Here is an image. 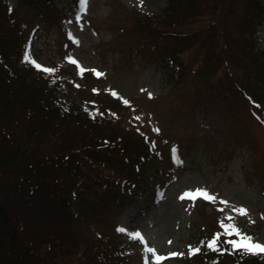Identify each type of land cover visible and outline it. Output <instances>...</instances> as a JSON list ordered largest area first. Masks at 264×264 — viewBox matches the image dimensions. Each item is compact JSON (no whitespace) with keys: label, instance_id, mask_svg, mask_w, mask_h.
Instances as JSON below:
<instances>
[{"label":"rangeland","instance_id":"rangeland-1","mask_svg":"<svg viewBox=\"0 0 264 264\" xmlns=\"http://www.w3.org/2000/svg\"><path fill=\"white\" fill-rule=\"evenodd\" d=\"M3 1L0 20L25 26L31 58L65 75L73 99L123 115L109 130L115 139L106 133L101 149L116 152L109 164L119 184L130 180L128 175L135 183H125L118 203L77 206L72 239L87 240L112 264H153L146 248L162 256L183 254L163 264H234L236 252L223 241L236 237L223 236L220 227L231 215L242 233L264 244V25L254 37L255 54L239 28L240 0H221L218 29L200 36L180 57L176 52L179 69L165 62L166 44L173 39L142 26L147 14L164 12L167 0H89L83 14L79 0ZM171 12L182 19L185 9L176 6ZM69 57L85 69L82 74L67 62ZM92 69L103 75L97 77ZM7 153L2 150L0 157ZM196 189H206L216 202L180 199ZM7 199L13 221L29 225L24 238L32 253L24 258L10 254L12 246L2 239L0 256L12 264L46 261L55 244L45 238L46 231L66 233L63 215L57 211L52 219L42 209L20 205L14 196ZM241 207L247 216L234 211ZM118 228L139 231L144 243ZM218 234L220 251L209 250L207 243ZM189 248L200 251L189 255Z\"/></svg>","mask_w":264,"mask_h":264},{"label":"trees","instance_id":"trees-1","mask_svg":"<svg viewBox=\"0 0 264 264\" xmlns=\"http://www.w3.org/2000/svg\"><path fill=\"white\" fill-rule=\"evenodd\" d=\"M2 2L0 10L4 9ZM221 3V0H167L164 12L147 14L142 26L162 35L161 38L164 35L173 39V43L169 40L166 44L169 56L165 62L177 67L176 52H180V57L200 36L218 29ZM240 3L244 8L239 28L256 54L254 37L264 25V1L240 0ZM176 6L185 9L182 19L171 12ZM7 21L8 18L0 20V154L2 150L8 151L0 157V240L6 239L8 247L12 246L10 254L24 258V253H32L24 238L29 225L19 222L18 226L12 219L13 205L7 197L14 196L20 205L42 209L52 214V219L58 217V211L65 220L66 233L46 231L45 238L57 245L51 243V257L36 264H112L108 256L92 249L87 240L72 239L73 217L80 212H75V208L84 203L100 202L106 206L112 201L120 202L125 183L131 185L133 180L135 183L128 175L126 179L130 180L121 183V187L120 180L111 174V168L115 167L109 164L116 152L101 149L106 133L109 139H115L116 133L109 130L123 115L88 99L76 101L65 75L60 72L47 75L24 62V54L28 52L25 26L6 25ZM155 39L153 43H158ZM156 46L153 44V48ZM82 256L87 260H81ZM234 257V264H264V255L236 251ZM0 264L12 263L0 256Z\"/></svg>","mask_w":264,"mask_h":264},{"label":"snow or ice","instance_id":"snow-or-ice-1","mask_svg":"<svg viewBox=\"0 0 264 264\" xmlns=\"http://www.w3.org/2000/svg\"><path fill=\"white\" fill-rule=\"evenodd\" d=\"M89 0H79V12L81 14L85 13L87 10ZM81 20V15L76 16V21L79 23ZM69 39H73L74 43H79L78 41L74 40L71 33H69ZM24 62L30 64L32 67H34L37 71H42L47 75H52L55 73V69H48L43 66H41L39 63H37L35 60H33L28 52H25L23 57ZM67 62L73 65H76L78 69V74H82L85 69L79 65V62L75 59H72L69 57L67 59ZM92 71L97 77L102 76V73L97 72L96 70L92 69ZM76 87H79V85H76ZM96 91L95 89L93 90ZM113 96H117L118 94L114 91L111 93ZM125 105H127L129 102L127 100L123 101ZM87 110V109H86ZM136 119H139V117H136ZM154 131L159 132V129H154ZM175 149H173V153L175 154ZM197 198L204 199L210 203L216 202V197L212 196L207 192L206 189H196L194 191H188L181 195L180 199H191L195 200ZM220 203L227 205V201H220ZM234 211L239 216H247L248 210L246 208H238L234 209ZM225 219L228 221L227 224H225L223 221L220 222V227L223 229L222 235L225 237H232L235 236L236 239H230L225 240L223 243L230 245L231 250L233 252L240 251L244 254L248 255H264V244L258 243L254 241V238L252 236L246 235L241 232V230L236 226L234 222V217L229 215L226 216ZM261 219H264V216L261 217ZM249 223H255L254 221H249ZM118 232L125 233L129 236L132 240H138L140 243H144V238L142 234L139 231H133L129 232L126 229L118 228ZM171 243V241H169ZM220 241V234H218L215 238H213L211 241L207 243V248L212 251H220V248L218 247ZM200 251V248H189V255L197 254ZM146 252L150 253L151 256L154 258L153 264H163V261L170 258H175L177 256H181L183 254L181 253H171L168 256H162L157 254L156 250L153 248H146ZM145 264H147V260L145 261Z\"/></svg>","mask_w":264,"mask_h":264}]
</instances>
